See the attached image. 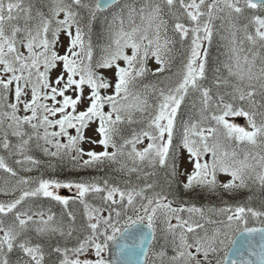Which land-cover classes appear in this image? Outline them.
Masks as SVG:
<instances>
[{
  "label": "rangeland",
  "instance_id": "1",
  "mask_svg": "<svg viewBox=\"0 0 264 264\" xmlns=\"http://www.w3.org/2000/svg\"><path fill=\"white\" fill-rule=\"evenodd\" d=\"M23 2L25 0H10L6 6L17 9L23 6ZM65 2H53L55 23L51 35L48 24L42 22L35 28L27 25L23 29L25 33L19 50L8 39L9 61L2 73L8 78L10 102H18L22 107L21 115L33 112L36 104L39 120L31 118L22 126L11 123L7 132H11L12 137L21 138L24 129L29 133L34 130L42 141L41 152L45 154V161L64 158L69 160L66 161L68 166L73 161V167L79 170L91 161L107 159L117 167L124 165L117 159L120 152L108 139L109 131L112 123L129 120L142 131L138 138L127 142L129 150L120 154L127 155L131 165L128 166L135 167L133 169L142 166L141 178L152 179L150 173L170 154L179 102L175 96L169 98L163 94L156 105L148 103L142 90L131 88L136 62L140 65L138 73L147 69L157 75L163 70L161 59L169 53L161 38L162 24L155 23L156 11L145 15L146 23L137 24L133 21L134 0H129L106 14L105 26L113 45L92 63L90 52L84 51L76 26L65 11ZM244 3L255 6L248 0H180L175 18H188L194 25L202 27L195 33L197 41L190 49L184 68L187 76L195 72L188 77L189 81L202 73L206 42L216 38L219 41L216 48L222 60L217 63L215 71L234 77L249 88V92L242 90L241 93L243 109L234 114L225 112L221 116L227 132L244 141L245 151L228 152L222 147L223 136L205 127L209 113L199 101L197 120L184 126L181 143L176 147V176L172 182L180 188V201L161 197L158 193V199L152 203V196L145 192L149 184L145 188L133 189L132 185L131 189L126 188V165L124 174H121L122 168L117 170L123 178L120 186L110 188L105 194L103 189L93 185L72 186L49 179L41 182L36 191L48 198L53 197L54 201H39L30 187L31 182L35 183L37 173L33 160L16 159L13 162L15 168L11 170L17 175L16 183L9 186L0 180V264H4L6 247L25 234L40 238L57 233L67 239L66 226H72L81 208H85V218L94 223L97 215L89 203L95 208L124 204L128 210V218L111 227L108 239L136 221H145L155 228L165 247L162 250L151 247L146 264H223L238 232L255 220L264 224V201L263 210L258 212L241 201L228 206H216L210 201L233 192L244 193L246 198L252 177L263 189L264 196V112L252 96L258 90L264 93V67L248 53H243L240 43L251 31L264 39V20L257 18L252 30L248 25L240 28L238 15ZM207 6L209 15L205 16L203 9ZM1 24L0 20V39ZM1 44L0 40V54ZM230 63L234 64L233 68ZM225 107L230 110V104ZM244 117L249 118L250 130L241 123ZM20 118L27 119L26 116ZM246 145L253 146L254 150ZM20 155L18 152L15 157ZM8 162L5 164L9 165ZM9 174L13 173L9 171ZM89 195L92 201H83ZM190 197L194 201H188ZM142 200L146 206H141ZM57 203L62 207L58 218L54 216L55 212H50V205ZM100 214L107 216L108 212L101 209ZM75 229L79 235L75 239L78 244H84L85 249L81 251L82 246L72 249L62 264H107L104 261L107 239L95 232L87 236L80 226ZM68 232L72 233V230ZM27 251L34 253L32 248Z\"/></svg>",
  "mask_w": 264,
  "mask_h": 264
},
{
  "label": "trees",
  "instance_id": "2",
  "mask_svg": "<svg viewBox=\"0 0 264 264\" xmlns=\"http://www.w3.org/2000/svg\"><path fill=\"white\" fill-rule=\"evenodd\" d=\"M36 2L38 0H35ZM45 0H41L43 3ZM208 3H206L207 5ZM136 6L140 9L145 8H155L159 9L161 13H165L168 18V25L164 27V36L166 38V43L169 47V54L167 56L166 64L170 67L169 70H165L161 77H151L148 73H144L141 77H137L135 82L137 88H141L149 93H154V102L161 94L165 93L166 97L172 98L175 96L179 100L178 107L176 111V119L173 125V134L171 137V150L168 156L167 165H161L159 168L152 173V179L149 181V189L145 190L147 194L152 196V203L157 200L156 194L160 193L166 195L167 197H172L177 201L181 200L180 188L173 184L174 177L176 176V157L178 155V150L176 147L180 144L181 138L184 131V126L188 124H193L197 120L198 105L199 101L202 103L204 110L209 113L207 118V123L205 127L211 130L213 133H217L223 138L221 141L222 147L227 151L228 144H231L232 140L226 137L227 130L225 129L222 121L220 120V111L218 108H223L221 102L230 104L233 111H236L242 107V100L240 99L239 91L240 87L235 84V78L225 77L224 74L219 71H215V67L218 62L221 63L222 55L219 54V49L216 45L219 41L213 38L211 41H207L206 48L204 51L205 66L200 76H194L193 81H189L186 75V70L184 69L185 64L188 62V55L190 49L195 45V33L196 30L199 31L201 26H194L188 18L182 19V26L179 28L176 26L177 22L172 19L173 11L180 6L179 0H137ZM243 10L239 13V22L237 24L240 28L248 25V28L252 30L254 26V21L257 18H262L264 20V6H250L247 3L242 5ZM208 6L203 9L206 15ZM203 21V19H201ZM215 28V27H214ZM79 29V28H78ZM80 31L83 33L85 40L87 39V29L84 30L83 26H80ZM89 46L87 49L93 50L95 54V59H99L108 49L111 47L108 37L105 35L103 40H89ZM242 44L243 53H248L249 55L257 56L264 63V39L257 37L253 31L246 33V36L240 40ZM264 108V95L260 101ZM208 106V108H207ZM212 106V107H211ZM210 107V108H209ZM217 107V111L214 109ZM134 128H138L134 126ZM133 126L127 124L114 125L112 123L109 131V141L116 147L120 146L124 140H128L134 132ZM121 135V136H119ZM211 138L210 140H212ZM65 160L64 163L58 161L54 164V168L48 173H38L34 179L35 183L30 184L34 197L39 201H54V198H48L43 196L44 193H37V189L41 185V182L46 180H55L61 184L68 185H79V186H96L103 189V193H107L110 188L120 185L119 176L117 169L113 164L107 160H95L91 161L86 165V169L79 171L74 170L72 162L70 166ZM70 167V168H69ZM166 170V171H165ZM165 171V173H163ZM51 172V173H50ZM0 180L6 185L13 186L16 183L17 177L8 173H0ZM136 181H139L136 179ZM124 183V182H123ZM140 183V181H139ZM126 184V182L124 183ZM133 184V183H132ZM141 185L148 186L147 183H142ZM127 186L126 188H129ZM137 187H139L137 185ZM256 187L253 186L252 189ZM20 195V193H19ZM21 196V195H20ZM199 198L202 197L198 195ZM16 198V197H15ZM144 200V199H143ZM140 201L141 206L144 201ZM193 197H190L188 201H192ZM212 200L216 201H227L228 197L221 195L215 197ZM83 201H92L90 195ZM194 201V200H193ZM212 201V202H214ZM241 201H245L241 199ZM253 201V203H252ZM258 198L251 199L249 205L258 206ZM89 206L97 215V219L94 223H90L85 218L84 210L81 208L80 213L74 217L72 221V226H68L73 231L68 232L65 238L60 236H48V238H43L40 243L41 246V259L39 262L33 264H62L66 255L63 254L60 249H65L68 253L72 251L70 247H76L77 240L72 238L77 235L76 227L80 226L86 232L87 236H91L95 230L97 235L101 238L107 239L109 236V230L115 224H119L122 220L126 218V212L124 205L117 206V204H110L106 207L108 212L107 216L100 215L101 207L95 208L91 203ZM53 212L57 213L61 211L62 207L57 203L56 205H50ZM99 210V211H98ZM57 214L55 216L57 217ZM124 217V218H122ZM96 228V229H95ZM82 237V236H81ZM71 240V246H70ZM162 238L157 233L154 241L153 248L163 249L165 246L161 243ZM22 246L21 243L13 244L12 248L5 251V257L8 258L9 264L18 258Z\"/></svg>",
  "mask_w": 264,
  "mask_h": 264
},
{
  "label": "flooded vegetation",
  "instance_id": "3",
  "mask_svg": "<svg viewBox=\"0 0 264 264\" xmlns=\"http://www.w3.org/2000/svg\"><path fill=\"white\" fill-rule=\"evenodd\" d=\"M59 1L60 0H55ZM54 0H49V5H42L41 0H38L37 2L35 0H25L23 2L22 8L26 11L28 19L30 22H35L36 23H42L43 21L45 23H49L50 21L47 16L44 18L41 17V14L43 12H49L50 15L54 18V12L52 8L54 7L53 5ZM75 1L73 0H66L67 5L65 6V11L67 12V15L71 21L74 22L75 25L87 27L89 26V29L96 35H101L102 30L105 27V20L104 16L108 14L110 11L116 9L119 7L121 4H118L117 6L111 8L109 11H100L96 6L93 1L89 0H77L76 4L74 3ZM51 5V6H50ZM12 43L15 41L14 39H11L7 37V33L3 32L1 35V46H2V51L0 54L1 60H0V130L3 133H7L8 131V125L12 124H17L19 126H22V123L29 122L31 118L33 120H39V113L37 112L38 106L35 104L34 105V110L33 112L28 113H23V115L20 114V111L22 107H19L18 102L16 103H11L10 98H11V90L9 87V82L8 78L4 76L3 69L7 65L9 61V54H8V46H9V41ZM99 36H95L94 40H101ZM16 56V54L14 55ZM21 87V81H19V88ZM16 100V98H15ZM22 104V101H21ZM13 116L12 118L10 116ZM26 116L27 119L24 120L20 117ZM12 120V122H10ZM12 123V124H11ZM2 136H0L1 138ZM16 139H19L20 137H14ZM12 147V150L10 151ZM1 155L5 156L7 154H12L16 155L18 152H20V144L15 143L12 146L10 144L8 145H3L0 148Z\"/></svg>",
  "mask_w": 264,
  "mask_h": 264
},
{
  "label": "water",
  "instance_id": "4",
  "mask_svg": "<svg viewBox=\"0 0 264 264\" xmlns=\"http://www.w3.org/2000/svg\"><path fill=\"white\" fill-rule=\"evenodd\" d=\"M264 5V0H249ZM118 0H99L98 7L106 9ZM248 127V121L244 120ZM154 238V229L146 223H135L107 242L109 264H146ZM223 264H264V226L240 232L228 251Z\"/></svg>",
  "mask_w": 264,
  "mask_h": 264
}]
</instances>
